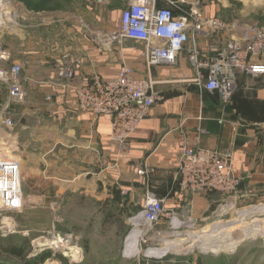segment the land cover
Here are the masks:
<instances>
[{
  "label": "crops",
  "instance_id": "1",
  "mask_svg": "<svg viewBox=\"0 0 264 264\" xmlns=\"http://www.w3.org/2000/svg\"><path fill=\"white\" fill-rule=\"evenodd\" d=\"M191 1L184 9L197 10L202 15V34L197 39L205 53L210 47L227 46L233 41L244 44L255 37L257 29L264 32V28H254L240 18L227 20L228 3L225 0ZM55 2L0 0V68L22 67L25 99L12 105L19 107L18 110L24 109L14 120L17 145L24 149L21 159L26 157L25 152L30 146V143L23 144L22 138L30 124L34 132L39 131L38 128L46 131L41 142L47 147L42 154L46 159L45 178H49L50 155L63 146L59 152L66 154L68 162L57 176L51 174V178L61 181L68 193L84 198L88 189L97 190L101 194L100 200L109 199L111 203H115L118 193L129 205L138 207L144 203L146 190L151 189L166 200L168 209H188L195 220H202L217 202L212 197L215 191L194 196L180 192L177 180L180 154L184 145L230 150L233 172L242 183L231 197L222 194L228 197L225 201L253 198L262 203L264 77H240L231 103L224 105L217 93L181 81L183 76L194 77L185 51L179 54L177 65L154 66L151 75L158 82L155 87L158 99L150 115L132 135L130 149L120 154L109 142V120L100 118L94 122L90 114L78 108L74 92L63 83L57 65L68 56L75 66V84H83L96 75L114 78L124 66L133 69L137 76L146 77L145 43L123 39L119 34L122 11L131 0L117 3L99 0L95 9L99 10V15L108 16L110 23L93 26L96 36L91 39L86 38L85 25L81 38L75 29L71 35L72 30L66 27L67 38L59 45L54 44L51 33L60 29L57 23L62 25L71 12L65 13L64 5ZM80 2L82 4V0ZM164 6L169 4L165 2ZM175 13L180 15L184 11L176 10ZM213 20L224 27L213 25ZM190 26L189 31L193 32V24ZM102 31L109 33L103 35ZM153 43L156 46L164 44L157 39ZM259 61H264V53ZM7 98L8 90L0 82V109ZM37 114L41 115L39 119L44 117L41 123L34 120ZM199 129L206 133H200ZM57 131L58 134H54ZM142 169H154L155 173L147 179L139 175ZM24 195L26 197L25 191ZM164 221L158 227L164 226Z\"/></svg>",
  "mask_w": 264,
  "mask_h": 264
},
{
  "label": "rangeland",
  "instance_id": "2",
  "mask_svg": "<svg viewBox=\"0 0 264 264\" xmlns=\"http://www.w3.org/2000/svg\"><path fill=\"white\" fill-rule=\"evenodd\" d=\"M79 1L56 0L55 3L63 4L65 13L71 12V15L67 21L63 20L62 25L57 23L60 29L51 33L55 45L66 40V27L72 30L71 35L75 29L81 38L85 25L86 38L91 39L96 36L93 26L110 23L108 16L99 15V10L95 9L99 0H82V4ZM118 1L113 0L114 3ZM225 2L228 3L225 9L227 20L240 18L254 28H264V0ZM69 35L68 31V38ZM18 109L14 106L10 111L14 120L15 115L24 111ZM40 116L37 114L35 122H42L44 117L39 119ZM28 125L30 129L23 131L22 138L23 144L30 143V146L23 160L18 157L22 163L27 204L19 213L0 212V264H264V234L246 238L242 221L239 222L245 212L247 223L256 221L254 225L264 227V210H254L264 205V200L262 203L253 198L225 201L228 198L225 196L231 195L223 197L221 193L213 192L212 197L217 202L202 220H195L188 209H183L182 224L178 229H173L167 220L161 227H136L131 219L142 210L144 203L135 207L124 197L121 202L111 203L109 199L100 200L101 194L97 190L89 189L83 198L68 193L61 181L51 178V174L57 176L68 162L66 154L59 152L63 146L50 155L49 178H45L46 159L42 157L47 147L41 142L46 131L38 128L39 131L34 132L32 125ZM4 148L13 150L12 156H24V149L15 144H7ZM219 222L221 225H215ZM220 227L227 231L220 233L218 238H232L234 242L238 241V245L217 253L208 246L200 248L202 243L212 241L209 236L215 235ZM133 232H139L137 253H126L131 243L128 238ZM170 245L175 249L167 250L163 256L151 253ZM179 245L188 249L176 248ZM13 249H20L22 255L14 254Z\"/></svg>",
  "mask_w": 264,
  "mask_h": 264
},
{
  "label": "built area",
  "instance_id": "3",
  "mask_svg": "<svg viewBox=\"0 0 264 264\" xmlns=\"http://www.w3.org/2000/svg\"><path fill=\"white\" fill-rule=\"evenodd\" d=\"M167 2L169 6H164ZM191 0H131L121 15L120 37L146 45L148 75L139 77L133 69L124 66L114 78L98 75L83 84H75L76 71L72 61L57 65L60 78L74 92L78 108L91 115L93 121L106 118L110 122L109 142L120 154L130 149L132 135L148 117L158 99L155 87L158 82L151 75L156 65H177L178 56L185 51L194 71V77L183 76L181 81L193 83L200 90L217 93L224 105L231 103L240 77L256 79L264 77V32L257 29L252 40L243 43L233 41L227 46L210 47L205 53L199 46L202 34V15L197 10H185ZM199 4V3H198ZM176 10L184 13L176 15ZM193 24V32L189 31ZM213 25L224 27L217 20ZM163 41L162 46L154 40ZM22 67L12 65L0 68V82L8 90V98L0 109V212H21L26 206L23 190L20 156H12L7 144L17 145L15 121L10 116L11 107L25 99L21 83ZM51 100V98H47ZM264 124V123H263ZM200 133H206L199 129ZM7 147V146H6ZM19 157V159H18ZM233 153L230 150H211L184 145L178 160V186L185 195L215 191L224 195L236 194L242 179L232 168ZM154 169H142L139 175L151 178ZM182 210L168 209L166 200L151 189L144 196L142 210L131 221L136 227H155L162 220L169 221L173 229L182 224Z\"/></svg>",
  "mask_w": 264,
  "mask_h": 264
},
{
  "label": "bare ground",
  "instance_id": "4",
  "mask_svg": "<svg viewBox=\"0 0 264 264\" xmlns=\"http://www.w3.org/2000/svg\"><path fill=\"white\" fill-rule=\"evenodd\" d=\"M254 210L261 211V210H264V207H256V209H254ZM245 216H246V214L244 212L240 216L241 219L239 220V222L242 221V225L244 227L243 228V236H245L246 238H248V237H252L253 238L255 236L257 237V235H259V234H264V227H261L259 225H254L256 223V221L253 222L252 224L251 223H247L245 221ZM221 223L222 222L215 223V225H221ZM226 231L227 230H223V228L220 227L219 230L217 229L214 232L215 235L209 236V239H212V241H210L208 243L207 242L206 243H202V246H200V248L203 249V248H206L208 246V247H211L212 251L215 252V253L219 252L220 250L222 251V249H227V250L229 249V250H231L233 247H235V245H238V243H237L238 241L237 242H234L233 239L232 238H229V237H225V238H222V239H221V237L218 238V235L220 233L226 232ZM138 237H139V232H133L130 235V237L128 238V240L131 241V243L128 244L126 253H135V251H136V244H137V238ZM216 239H218V240H216ZM172 248L175 249V246L170 245V246H168L164 250H159L158 252L157 251H153L151 253L152 254H157V256H163V255H165V253L167 252V250H170ZM176 248H180V250L188 249V248H183L182 245L176 246ZM189 248H191V247H189ZM136 253H137V251H136Z\"/></svg>",
  "mask_w": 264,
  "mask_h": 264
},
{
  "label": "trees",
  "instance_id": "5",
  "mask_svg": "<svg viewBox=\"0 0 264 264\" xmlns=\"http://www.w3.org/2000/svg\"><path fill=\"white\" fill-rule=\"evenodd\" d=\"M115 200L118 201V202H121L122 201V197L118 193H116V199ZM13 253L18 255V256L22 255V251L20 249H13Z\"/></svg>",
  "mask_w": 264,
  "mask_h": 264
}]
</instances>
